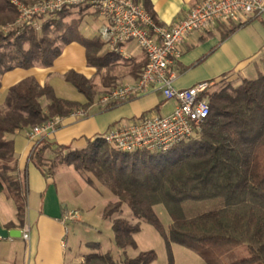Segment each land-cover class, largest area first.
<instances>
[{"label": "trees", "instance_id": "trees-1", "mask_svg": "<svg viewBox=\"0 0 264 264\" xmlns=\"http://www.w3.org/2000/svg\"><path fill=\"white\" fill-rule=\"evenodd\" d=\"M134 1L151 14L147 0ZM73 8L64 7L58 20L35 17L36 28L15 26L12 0H0V79L14 68L51 67L62 47L72 42L85 49L91 67L100 69L117 59L119 55L110 51L100 55L104 44L99 38L86 39L77 23L63 22ZM54 31L61 33L52 37ZM64 79L84 96L87 105L92 104L87 79L72 71ZM212 89L207 94L209 114L195 138L165 152L121 153L97 137L84 150L63 154L60 163L91 174L110 192L112 201L103 209L104 218L119 214L125 205L135 219L160 234L168 251L176 244L195 252L205 264H264V74L234 85L229 82L219 91ZM42 99L47 101L44 109ZM80 107L58 98L50 86L41 87L33 78L8 89L0 109V194L13 201L18 227L24 224L27 186L16 166L13 142L6 136L54 117H67ZM46 149V144L39 143L29 157L43 172ZM85 181L93 185L90 178ZM160 204L170 218L166 228L153 210ZM112 231L118 248H134L133 237L140 225L116 218ZM241 247L248 257L233 258ZM155 257L153 251L142 252L123 264H150ZM83 264H113V260L108 253H91Z\"/></svg>", "mask_w": 264, "mask_h": 264}, {"label": "crops", "instance_id": "crops-1", "mask_svg": "<svg viewBox=\"0 0 264 264\" xmlns=\"http://www.w3.org/2000/svg\"><path fill=\"white\" fill-rule=\"evenodd\" d=\"M197 2L147 0V7L155 23L170 26L183 18ZM72 14L82 37L98 38L103 21L96 13L87 6L74 7ZM181 50V57L168 65V72L175 76L173 87L176 89L188 88L202 81L215 84L227 80L238 84L245 79H255L264 74V15L231 20L227 24H215L208 31L195 32L185 39ZM122 51L126 57L119 56L97 69L87 64L85 49L72 42L62 47L51 67L14 68L1 76L0 109L4 106L8 89L27 78H33L41 87L50 86L58 98L76 102L81 107L67 117L58 118L57 124L35 141L26 137V129L6 136L13 142L17 169L25 175L27 207L24 224L18 227L15 205L1 193L0 226L7 229V225L13 224L15 228L9 230L20 232L28 229L29 239L23 240L21 234L16 238H0V264H81L86 255H74L69 249L67 226L81 222L80 206L84 199L80 184L72 174L76 170L60 164L61 156L68 151L84 150L88 142L102 137L112 128L147 115L166 116L173 110V102L165 101L158 92L118 103L106 110L96 105L100 94L116 85L133 82L145 66L144 53L135 42L123 44ZM106 52L109 50L104 45L100 55ZM70 71L92 84V104L87 105L84 96L65 81L64 75ZM73 92L75 97L65 95ZM46 104L47 101L42 99L43 109ZM39 143L47 145L44 172L29 160ZM56 161L58 163L54 165ZM87 200L86 196L84 203L89 206L96 203L95 198ZM64 208L77 210L79 220L64 221Z\"/></svg>", "mask_w": 264, "mask_h": 264}, {"label": "built area", "instance_id": "built-area-1", "mask_svg": "<svg viewBox=\"0 0 264 264\" xmlns=\"http://www.w3.org/2000/svg\"><path fill=\"white\" fill-rule=\"evenodd\" d=\"M12 4L19 13L16 23L32 26L37 16H52L64 7L88 6L103 21L98 38L110 52L126 57L122 45L127 42H135L142 50L146 63L136 80L100 94L96 105L104 109L111 104L158 92L165 101L173 102L174 107L166 116L147 115L108 130L101 138L121 153L165 152L195 138L209 114L207 94L213 84L202 81L176 89L173 87L175 76L168 72V65L181 57V46L191 34L208 31L215 24L264 15V0H198L183 18L170 26H160L134 0H36L29 5L12 0ZM57 121L58 117H54L30 128L26 137L35 141ZM63 220L78 221L79 212L64 208ZM20 234L23 240L29 239L28 229Z\"/></svg>", "mask_w": 264, "mask_h": 264}, {"label": "rangeland", "instance_id": "rangeland-1", "mask_svg": "<svg viewBox=\"0 0 264 264\" xmlns=\"http://www.w3.org/2000/svg\"><path fill=\"white\" fill-rule=\"evenodd\" d=\"M15 1L22 5H29L27 3L21 2L20 0ZM35 1H33L32 3H34ZM13 6L15 7V5ZM16 12L17 17L14 25L19 26L22 24L16 23L17 20H19V13L17 10ZM58 14L52 15V18L58 20L60 18ZM63 22L67 24L71 23L72 25L77 23V21L73 17V14L68 18H64ZM33 23L34 28H36L34 20ZM8 27L10 28V26ZM60 33L61 32L54 31L52 37ZM227 83H229V81L227 80L219 81L213 84L212 90L219 91L220 89L224 88ZM231 84L234 85L233 83ZM90 86L91 91L93 92V86L91 83ZM74 94L76 93L73 92L72 95L65 93V95H70L68 96L70 98L73 96L75 97L76 95ZM57 163L58 161L54 162L53 164L56 165ZM72 174L75 177V180L80 184L79 186L82 191L83 199L85 200L86 196L88 198L87 201L91 200V198L96 199V203L91 204L90 206L89 204H85L84 200H82L80 206L82 208L80 216L82 219L81 222L69 223V225L67 226L68 247L72 250L74 255L108 253L112 257L113 264H123L125 260L133 259L142 252L153 251L156 257L155 260L150 264H205L204 261L195 252L183 246L171 244L168 251L166 244L160 234L151 225L135 219L132 212L125 205L120 207L119 214L104 218L102 216L103 209L108 202L112 201L110 192L102 187L89 173H86L84 171H76ZM87 178H90L92 180L93 187L88 186V184L84 182ZM153 210L161 225L166 228L170 223V218L163 205H156ZM83 213L85 215H83ZM84 217H86V219H84ZM116 218L124 219L132 225L139 223L140 231L133 237L135 241L134 248L128 247L125 249H120L115 245L114 235L112 231V220ZM91 243L97 244L98 247L96 248L89 246L88 244ZM247 257L248 252L245 247H241L238 250L234 251L233 258L235 259H242ZM83 262L84 260L81 264H83Z\"/></svg>", "mask_w": 264, "mask_h": 264}, {"label": "water", "instance_id": "water-1", "mask_svg": "<svg viewBox=\"0 0 264 264\" xmlns=\"http://www.w3.org/2000/svg\"><path fill=\"white\" fill-rule=\"evenodd\" d=\"M20 236V231L18 230H7L0 226V238L7 239V238H16Z\"/></svg>", "mask_w": 264, "mask_h": 264}]
</instances>
